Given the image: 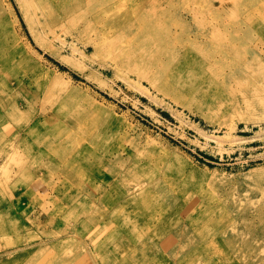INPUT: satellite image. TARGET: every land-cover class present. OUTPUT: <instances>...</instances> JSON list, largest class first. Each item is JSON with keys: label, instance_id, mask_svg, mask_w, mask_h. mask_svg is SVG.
Returning <instances> with one entry per match:
<instances>
[{"label": "rangeland", "instance_id": "374dc122", "mask_svg": "<svg viewBox=\"0 0 264 264\" xmlns=\"http://www.w3.org/2000/svg\"><path fill=\"white\" fill-rule=\"evenodd\" d=\"M23 1L0 0L4 41L0 55L11 60L0 74L11 87L20 83L21 92L14 93L30 105L26 117L33 110L48 108L96 151L94 155L105 158L110 153L115 161L133 164L155 184L156 194L172 196L181 204L176 209L178 219H208L212 229L203 258L196 264H264V44L259 29H254L264 20V0L163 2L160 24L172 33L165 45L177 51V58L202 61L216 76L205 79L206 74L197 69L175 76L163 72L156 84L126 71L115 72L85 37L61 36L52 41L43 20L29 12ZM140 1L133 0V7ZM196 15L204 21V33L214 27L228 37L236 29L241 34L248 29L249 38L236 41L233 51H228L216 39L201 35ZM166 36L162 32L160 38L164 41ZM58 56L80 64L84 58L85 75L63 65ZM103 65L110 69L104 70ZM86 75L98 77L107 88L97 89ZM38 168L36 183L32 182L35 189L27 198H19L21 191L11 196L18 224L0 231V264H57L54 245L66 238L71 241L61 244V249L72 256L70 247L81 242L84 234L68 227L74 213L85 212L92 224L88 229L110 225L104 207L111 200L90 205V198L77 193L91 196L92 188L86 183L79 190L76 179L71 183L67 177L65 166L49 173ZM4 170L0 160V183ZM88 182L94 191L102 188L101 194L108 187L106 177L101 181L94 175ZM109 182L119 186L122 173ZM5 203H0V210ZM115 229L106 241V256L113 251L120 258V253L136 251L133 245L117 244L120 237ZM58 236L62 240H56ZM194 255L188 250L178 259L157 254L152 264H194L187 259ZM92 264L100 261L94 259Z\"/></svg>", "mask_w": 264, "mask_h": 264}, {"label": "bare ground", "instance_id": "6f19581e", "mask_svg": "<svg viewBox=\"0 0 264 264\" xmlns=\"http://www.w3.org/2000/svg\"><path fill=\"white\" fill-rule=\"evenodd\" d=\"M23 2L29 12L39 15V19L43 20L48 38L57 41L61 36L85 37L87 42L93 45L94 51L104 57L115 72L126 71L127 75L147 78L154 84L156 80L161 81L163 72L164 76L166 73L175 76L184 70L197 69L206 74L203 76L205 79L216 76L214 70L204 66L202 61L177 58L179 57L177 51L165 45L170 40L168 35L172 33L168 26L160 24L164 7L161 5L163 2L169 4L171 0H141L136 8L133 7L135 6L133 0ZM220 6L226 11L227 8L222 1ZM194 22L203 30L201 35H205L211 41L216 39L228 51H233L236 41L244 42L250 35L248 29H245L243 34L236 29L226 37V31L214 27L210 32L204 33L206 32L204 21H198L196 15ZM256 27L260 33L259 41L264 44V20L262 23L260 21L254 24L255 30ZM2 28L0 24V34ZM162 32L167 35L164 41L160 38ZM3 44V38L0 37V49ZM71 54L74 55L73 52ZM57 58L63 65L85 75L82 66L85 63L84 58H80L82 64L59 56ZM10 64V59L0 55V71ZM101 68L106 71L110 69L108 65ZM86 79L97 89L107 88V84L96 76L86 75ZM14 85V83L12 87L7 85L5 80H1L0 74V160L5 166L3 183H0V203L6 201L0 210V231H6L18 224V219L14 215L15 203L11 196L21 191L19 198L25 199L28 193L35 189L33 183L36 182L33 181L36 167L49 173L60 166H65L67 177L72 179L71 183L76 179L75 185L80 188L79 190L83 191L82 186L86 183L92 188L91 196L88 193H77V196L79 194L81 198H90L92 202L90 205H100L103 199L111 200L110 204L104 207L106 217L109 218L107 224L110 225L88 229L87 226L92 224L84 215L85 212L71 215L68 227L75 232L84 231V234L80 237L81 242L75 244L73 248L70 247L73 254L70 257L61 247L71 240L66 238L67 241L64 243L56 242L54 248L60 260L57 264H92L94 259L100 261V264H115L118 261H120L118 264H152L157 254L178 259L187 250L196 252L195 257H187L192 263L196 264L203 258L206 239L212 229L208 219H202L200 216H193L188 221L178 219L176 209H180L181 204L174 202L172 196L156 194L153 190L155 184L133 164L115 161L110 153H106L105 158L94 155L96 151L89 144H83L73 129L52 114L53 112L49 113L48 108L33 110L31 116L26 117L24 113L25 110H31L30 105L25 98L15 97L14 91H21L20 83ZM164 85L170 91L174 88L170 84ZM90 159L93 160L89 163ZM119 173H122L123 182L114 187L109 180L117 177ZM94 175L100 176L101 181L106 177L105 184L108 187L102 194L100 192L102 188H99L100 193L97 187L94 191L93 183L88 182ZM19 187L22 189L17 190ZM53 199L51 201L55 202ZM115 227L119 230L116 234L120 237L117 244L136 247V251L131 254L120 253L121 259L117 257L119 254L115 255L113 251L106 256L105 251L106 241H109V235L114 234L112 232L116 230ZM55 239L62 240L60 236ZM91 242L92 249L89 244Z\"/></svg>", "mask_w": 264, "mask_h": 264}]
</instances>
